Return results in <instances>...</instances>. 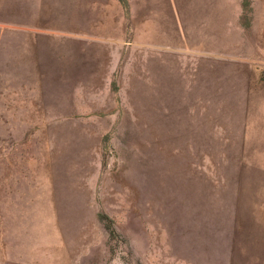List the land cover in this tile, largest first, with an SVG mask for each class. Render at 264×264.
I'll return each instance as SVG.
<instances>
[{
	"label": "rangeland",
	"instance_id": "rangeland-1",
	"mask_svg": "<svg viewBox=\"0 0 264 264\" xmlns=\"http://www.w3.org/2000/svg\"><path fill=\"white\" fill-rule=\"evenodd\" d=\"M0 264H264V0H0Z\"/></svg>",
	"mask_w": 264,
	"mask_h": 264
},
{
	"label": "crops",
	"instance_id": "crops-1",
	"mask_svg": "<svg viewBox=\"0 0 264 264\" xmlns=\"http://www.w3.org/2000/svg\"><path fill=\"white\" fill-rule=\"evenodd\" d=\"M89 21V20H88ZM90 27H92L91 25H87L85 28H83V29H75V27L74 28H72V29H69V34H70V37H72V38H75V39H82V38H87V35H85V31H87V28H89L90 30L89 31H93V29L92 28H90ZM73 33V34H72ZM84 33V34H83ZM73 36H72V35ZM69 36V35H68ZM78 37H80V38H78ZM94 37H99V36H93V42L96 40V39H94ZM92 42V43H93ZM36 71H38L37 72V75H38V77L39 78H42V77H44L45 76V72H43L42 70H36ZM58 76H60V77H63V79H67V77H66V69L64 70H61V72L60 73H58Z\"/></svg>",
	"mask_w": 264,
	"mask_h": 264
}]
</instances>
